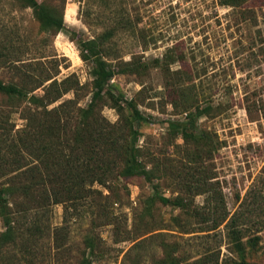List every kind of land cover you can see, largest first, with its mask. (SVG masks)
I'll list each match as a JSON object with an SVG mask.
<instances>
[{
	"label": "rangeland",
	"instance_id": "rangeland-1",
	"mask_svg": "<svg viewBox=\"0 0 264 264\" xmlns=\"http://www.w3.org/2000/svg\"><path fill=\"white\" fill-rule=\"evenodd\" d=\"M39 1L63 15L68 31L43 30L32 7L0 0V79L43 95L51 80L42 79L50 73L73 87L50 107L73 98L76 90L85 106L93 78L78 39L105 35L114 71L110 87L133 99L146 120L138 138L139 173L116 183L103 216L100 210L83 215L81 208L62 247L53 235L63 224L64 208L54 205L52 235L39 241L35 264H79L84 256L92 264H160L164 241L178 245L177 254L189 260L213 253L220 264H264V0H250L247 11L221 0ZM129 60L147 67L129 72L123 64ZM194 103L213 106L198 125L219 140L206 165L223 193L229 219H237L240 245L225 222L206 231L201 227L210 222L187 213L188 207L202 206L206 194L194 195L187 186L181 171L188 164V145L170 130V122L185 120ZM28 105L26 98L0 93V133L22 129ZM102 110L110 121L118 120L116 109L106 105ZM164 162L172 170L160 168ZM162 197L172 201L164 203ZM88 237L94 240L93 251Z\"/></svg>",
	"mask_w": 264,
	"mask_h": 264
},
{
	"label": "trees",
	"instance_id": "trees-1",
	"mask_svg": "<svg viewBox=\"0 0 264 264\" xmlns=\"http://www.w3.org/2000/svg\"><path fill=\"white\" fill-rule=\"evenodd\" d=\"M20 1L32 7L43 30L68 31L63 15L55 8L39 0ZM249 1L221 0L224 5L234 7H244ZM105 38L104 35L78 39L82 59L91 62L93 78L91 99L85 106L79 104L76 90L73 98L50 107L73 90L64 86L68 80L60 82L50 73L45 72L42 79L43 83L51 80L43 95L0 79V93L26 98L29 103L24 109L25 126L15 133L13 128H4L0 133V219L4 226L0 232V264H18L21 259L25 264L36 263L39 241L52 235L49 213L54 205L61 204L64 208L63 224L55 228L53 235L56 242L62 240L58 245L62 247L63 236L75 216L81 214V208L85 211L83 215L100 210L98 214L103 216L107 201L117 192L116 183L139 173L135 168L142 155L138 138L140 124L146 119L133 99L125 100L110 87L114 71L107 59L111 55ZM1 56L0 53V62ZM123 64L129 72L147 67L134 60ZM106 105L116 109L117 121H110L103 114L102 108ZM212 108L211 104L194 103V111L187 109L185 120L171 121L170 130L188 145V164L181 171L185 172L187 186L194 190V195L206 194L202 206L188 207V215L199 217L205 224L210 222L207 227H201L206 231L217 229L225 222L232 241L240 245L242 231L237 219H229L223 193L217 189L215 175L206 165L220 143L209 131L199 127L198 120L209 115ZM161 165L169 170L173 168L167 162L160 164V168ZM96 185L110 192L104 193ZM162 200L172 201L169 197ZM87 244L93 251V238L88 237ZM163 248L160 264H220L213 253L189 260L177 254L179 246L174 243L164 241ZM92 262L93 259L84 256L79 264Z\"/></svg>",
	"mask_w": 264,
	"mask_h": 264
}]
</instances>
